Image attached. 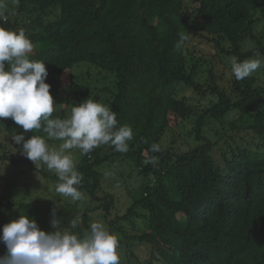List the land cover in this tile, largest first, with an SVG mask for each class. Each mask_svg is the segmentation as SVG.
Returning a JSON list of instances; mask_svg holds the SVG:
<instances>
[{
    "label": "trees",
    "instance_id": "16d2710c",
    "mask_svg": "<svg viewBox=\"0 0 264 264\" xmlns=\"http://www.w3.org/2000/svg\"><path fill=\"white\" fill-rule=\"evenodd\" d=\"M194 2L196 7L190 0H0L7 17L0 24L23 30L34 45L29 58L46 64L52 118H66L74 105L92 98L116 113L118 126L133 129L127 152L110 144L88 154L72 151L82 175L77 187L90 205L56 207L60 228L80 236L99 213L124 247L120 264H264L262 81L255 75L236 80L232 74L223 87L215 61L202 71L201 58L186 49L191 36H200L214 44L215 58L243 61L259 52L264 60V0ZM181 34L187 39L177 48ZM83 66L92 68L87 77L75 71ZM185 88L211 98L190 101L181 96ZM178 123L185 132L176 140ZM210 125L220 136L216 142L205 132ZM15 128L22 129L10 118L0 120L3 147ZM29 133L55 140L42 129ZM152 143L161 151L151 152ZM14 147L3 148L0 163L10 162L15 170L24 163L34 166L24 156L18 160ZM153 156L155 166L145 163ZM37 171L43 190L35 196L20 195V188L0 178V229L27 214L42 229L53 230L54 207L42 198H62L55 191L58 178L46 166ZM121 189L130 197L123 212L115 211ZM76 217L80 222L72 228ZM130 242L147 246L148 258L142 260ZM5 253L0 243V255Z\"/></svg>",
    "mask_w": 264,
    "mask_h": 264
},
{
    "label": "clouds",
    "instance_id": "9594fccd",
    "mask_svg": "<svg viewBox=\"0 0 264 264\" xmlns=\"http://www.w3.org/2000/svg\"><path fill=\"white\" fill-rule=\"evenodd\" d=\"M3 4H0V9ZM0 21L7 17L0 11ZM187 37L181 34L177 48ZM33 43L23 30H12L0 24V120L10 118L23 132L12 137L19 146L20 155L30 160L35 169L42 165L58 178L55 191L73 201L84 198L78 189L82 175L73 160L72 150L88 154L101 145H112L118 152H127L133 139V129L119 125L116 113L108 106L87 98L71 108L66 118H52L54 97L45 62L29 58ZM260 53L255 58L231 61V72L236 80H243L262 65ZM43 130L47 138L60 140L59 146H50L45 137L24 133ZM153 153L161 151L152 143ZM155 166L153 156L145 160ZM39 179V177H37ZM52 231L42 229L35 218L20 214L0 229V243L6 253L0 255V264H120L117 253L118 238L102 221L90 223L82 236L68 229H61V219L54 207L51 213ZM80 218L71 223L76 228Z\"/></svg>",
    "mask_w": 264,
    "mask_h": 264
},
{
    "label": "rangeland",
    "instance_id": "374dc122",
    "mask_svg": "<svg viewBox=\"0 0 264 264\" xmlns=\"http://www.w3.org/2000/svg\"><path fill=\"white\" fill-rule=\"evenodd\" d=\"M190 3L192 6L196 7V3L194 2V0H190ZM186 49H187L188 53L191 52L192 55L196 56L197 58H201L202 65H203L202 71L207 70L206 68L211 66L213 64V61H215L214 67H215V71L217 72V75H218V80H217L218 83L220 85H222L223 87H225L229 84L230 79L232 77L231 61H232V59H234V57L222 55L220 58H215V56L217 54V50H216L214 44L212 42L200 37V36H198V37L197 36H191L189 39V42L187 44ZM30 54H32V52ZM221 58H223V60H220ZM87 70H92V68L83 66L79 69H76L75 71L80 72V74L84 73L85 74L84 76L87 77L86 76ZM206 75H207L206 71L202 72L200 74V76L202 77V80H203V78L206 77ZM250 75H255L261 79V81H262L261 88L264 91V60L263 59H262L261 67L258 68L256 71H254ZM65 83L69 84L68 78H65ZM183 95L187 96L190 101L201 103V104L205 103L207 101V99L211 98V95H207V98L202 99L199 96H195L194 93L192 92V90L186 89V88L183 91H181V96H183ZM229 118H231V117H229ZM186 123H187V128L190 129L193 127V124H192L193 122L186 121ZM179 124L182 125V123H178V124L173 126L174 131H175L174 134L177 136L176 140H177V138L181 137L185 132V129H184V131H182L180 129ZM22 132H23V130L19 129V128H15L13 130L14 135L22 133ZM171 132L172 131H170V133H168L166 135V138L169 142L172 140V136H174L173 134H171ZM205 132L208 136L211 137V139L214 142H216V140L220 137L219 135H217L215 133V131L211 125L209 126L208 129H206ZM2 134L3 133L0 132V154L3 153V148L6 149L7 152H10V150H11L10 147L15 146V143L12 141V138L8 137V140H5L7 143V148L3 147V143H1L2 142V138H1ZM24 135H25L26 139L30 138L29 132L24 133ZM9 136H11V135H9ZM248 140H250V139H248ZM46 141L50 146H57V147L59 146L60 143H62V141H60V140H53V143L47 139H46ZM177 142H179V140ZM258 142H259V145L262 143L259 140H258ZM258 142L255 139L253 140L254 144L258 143ZM214 145H215V143H214ZM220 146H221V144L220 143L218 144V142H217L214 149H213V154L215 156L219 157ZM19 150H20L19 146H17V148L14 147V150H13L14 152H16L15 154L18 155V157H17L18 160H20V157H22V155H20ZM72 151H74V150H72ZM72 156H73L74 163L76 165V163L78 161L74 155H72ZM218 160H220V157L217 159V161ZM8 164H12V163L8 162ZM8 164L0 163V178H4L2 181L3 184L16 185L18 188H20V191H19L20 195L21 194L23 195L25 192H27L29 195L33 194V196H35V194L38 191L41 192L43 190V186L41 184V181H39L40 180V174L38 173L37 169H35L34 166H29L27 163H24L22 165H19L18 170L20 169V171H18V170H15L14 168H12V166H10ZM41 167H43V165ZM106 171H107V168H104V171L102 172L103 176H104ZM18 174L21 176L16 177L15 175H18ZM37 177H39V179H37ZM108 183H109V181L105 175L104 188L107 191L109 190V188L111 189L110 186H107ZM131 184H132V182L130 183V185ZM3 186H5V185H3ZM101 186H102V181H101ZM132 187L133 186H130L128 188L131 189ZM20 195H19V197H20ZM116 198H117L116 203L118 204V206L115 208V211L120 210V212L121 211L123 212V210H125V206L127 205L130 197H128L127 192L125 190L121 189L119 191V193H116ZM42 199H44V201L48 202L50 204V206L57 207V208H59L60 206H63V205H65V206L66 205H76L74 207H76V208L78 207L79 209H85V208L89 207V205H90L85 197L79 201H73L68 197H62L59 199V201H57V199L53 198V197H51V199L48 198L50 201H48L46 199V197H44V196ZM93 215L94 216L91 217V222L96 221V220L102 221L105 224V226L109 229L107 222L99 213H96V215L95 214H93ZM130 243H131V247L133 246L132 250L137 252V255L142 260H145L146 258H148V255L150 253V249L147 246L138 245V244H135L134 242H130ZM120 250H124V247H123V249H121V247H118L117 253H119ZM127 258L128 257L126 256L125 259H127ZM125 263H126V260H125Z\"/></svg>",
    "mask_w": 264,
    "mask_h": 264
}]
</instances>
